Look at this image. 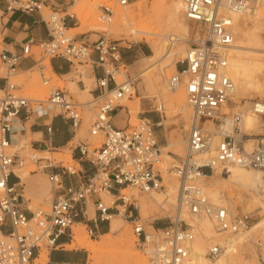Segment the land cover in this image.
Segmentation results:
<instances>
[{"label": "built area", "instance_id": "obj_1", "mask_svg": "<svg viewBox=\"0 0 264 264\" xmlns=\"http://www.w3.org/2000/svg\"><path fill=\"white\" fill-rule=\"evenodd\" d=\"M135 1L99 3L98 18L110 25L117 8ZM181 1L184 19L196 23L204 32L186 48L184 56L175 61V72L165 80L168 91L178 86L184 88L192 110L185 154L166 168L155 134V127L162 126L164 108L161 102L153 105V110L160 114L157 121L141 118L134 125L127 122L124 127L111 122L112 113L122 107L121 100L132 94L134 86L128 76L120 82L115 79L118 71L115 63L120 61V53L107 29L100 31L94 41L68 33V29L78 25V17L71 9L76 0H60V3L54 0H0V6L6 12L38 13L47 31L43 39L22 43L20 52L4 49L0 38V69L6 73L0 88V264H33L42 245L48 248L60 246V236L71 241L73 224L82 223L89 236H96L101 223L109 224L112 210L121 213L117 205L125 207L122 214L131 221L134 235L140 240L142 249L148 252V264L189 262L196 227L182 217L183 213L210 218L220 232L237 234L250 225L247 213L211 202L200 181L230 165L264 173V132L253 134L245 129L242 110H224L234 93V83L227 74V48L232 45L234 34L230 18L222 13L225 8L238 15L249 13L264 4V0ZM180 40L171 36L168 44L171 47ZM34 46L40 57H62L72 64L74 60L78 63L90 61L101 70L94 81L97 94L93 98L95 110L90 126L91 134H99L101 142L92 145L88 141H77L75 148L80 159L91 163L94 171L85 178L81 176L76 183H65L64 177L81 175L79 167L44 154L56 149L39 150L30 146L31 151L24 155L19 152L22 148L18 144L20 138L15 143L9 138L10 133L17 134L12 128L13 121H27L35 112L69 120L74 134L83 122L85 103L76 101L64 88L50 87L44 98L17 93L20 85L10 82L9 77L16 73L21 59L35 56ZM35 67L40 71L43 84H47L50 78L43 76L41 60L36 58ZM249 110L252 114L264 115V100L252 101ZM47 131H51L49 124ZM22 172L45 176L51 187V197L45 208L27 207L26 210L22 207L23 194L19 189L24 182ZM166 173L178 181L175 212L167 216L169 220L164 227L152 228L151 232L135 214L138 205L134 194L122 190L147 194L159 191L168 181ZM103 192L115 196L109 205L99 196ZM89 207L93 208L92 214ZM222 251L223 247L214 243L207 248L205 256L215 259ZM260 259L264 264V255Z\"/></svg>", "mask_w": 264, "mask_h": 264}, {"label": "rangeland", "instance_id": "obj_2", "mask_svg": "<svg viewBox=\"0 0 264 264\" xmlns=\"http://www.w3.org/2000/svg\"><path fill=\"white\" fill-rule=\"evenodd\" d=\"M105 1L106 0H83V1L76 0L75 4L72 6L71 9L75 11L78 17V25L74 26L77 27V29H68V33L72 35H76L79 39L94 41L99 35L100 31L106 28L107 32L109 33V36L112 39H114V42L117 44V48L119 49V51L121 52L127 51V53L129 51L128 44L133 42L146 43L148 47V51L145 55H136L135 57H133L131 61H126L123 57H121L120 61L115 63L118 66V69H125L127 76L133 80V86L136 90L135 96L138 97V106H139L137 112L128 114L126 111L127 109L126 106L121 101L122 107L119 108L120 116L123 118V124L121 127H124L127 124V122H129L131 125H134L141 118H148L151 121H157L160 118V114L153 110V105L157 102H161L164 108L163 114H161L163 116V123L162 126L155 127V134L159 142V145L161 146L162 144H165L168 141V138L173 134L178 137V139H175L170 143V144L174 143L175 146L171 148H170L171 145L164 146L163 152L166 151V153H168L172 157H166L164 154H161L162 164L165 165L166 168H169L178 157H181L185 154L186 143L183 142V140L186 139L187 129L191 120L192 110L190 107V113L186 115V117L174 111V105H169L167 98L168 96L174 94V92H176V89L174 91L169 92L165 87L164 81L175 72V69L173 67L174 60L172 59L177 60L179 58H182L184 56V52L186 48L191 43H195L196 40L202 36L204 32L203 28L197 26L196 23L191 21H186L185 19L184 20L186 21L190 29L187 34L181 33L176 28H174V26H172V22L170 19V5L173 0H136L131 5L126 6V8H128L127 11L129 13L128 24H130V26L129 25L127 26L128 29L124 26V24H122L119 21L120 20L119 14L124 10V7L117 8L113 18V22L110 25H105L98 18L99 11L97 7L99 3ZM79 4L80 6H78ZM80 7H82V10H80L81 9ZM260 9L263 10V15L257 18L255 15L252 14V11H249V14L253 17H248L246 13L242 15H238V17L240 19L241 24H243L249 31V35H250L249 42L251 43V46L262 49V50H258L257 52L261 53V57L264 61V4L257 6L254 10L258 12ZM81 14L85 16V17L83 16L85 18V19L83 18L84 20L81 19L82 21H84V23H81L80 20ZM237 23H239V20H237ZM113 25H117L119 28H122L123 32L113 31L112 30ZM141 28L144 31H139V29ZM133 29L135 30L132 31ZM146 29L148 31H146ZM154 31L156 32L154 33ZM195 32L197 33L195 34ZM252 32L255 35H253ZM169 33H176L177 35L187 40L181 39L176 44L170 47L168 44V39L167 38L165 39V36ZM254 38L256 39V41ZM156 41H160L162 45L164 44V46H162L163 49L162 53L167 52L168 47L173 48L170 50L172 52V55L168 61H163L159 59L155 63V64L158 63V65L153 70L147 72L144 76H139L138 72L150 66L151 64V61L148 60V58L153 57L152 47ZM33 50L35 52V58L41 60V63L44 64L45 68L43 70L44 73L43 76L50 78V81L47 84H43L42 76L40 75V71L38 70L37 67H34L24 73H15L14 75H11L9 77V80L10 82L19 84L20 89L17 91V93L27 97L44 98L47 95V92L50 89V87H61L68 90L76 101L85 103L84 106L82 107L83 108L82 125L77 130V133L72 139V141L65 147L52 150V153H47V152L44 153L46 155L49 154L52 155V157H55L57 160L62 159L64 162H68L74 165L75 167H79L78 164L74 160L72 161L71 159L72 147L76 145L77 141H88L92 145H99L101 142V136L99 134H91L90 132V126L94 117V110H95V102L93 101V98L90 95H88L86 92L78 93L77 91H75L74 84L68 82L71 79L77 80L80 77L86 78V74L91 67V63L90 61H86V62L83 61L82 63H78L76 60H74V64L72 66L73 69L72 73L58 78L51 71L49 65V59L47 57H40L39 50L37 47L34 46ZM181 50H183V52ZM132 52L134 53V51ZM171 65L173 66L171 67ZM75 68L77 69V72ZM5 74H6L5 70L0 69V75L4 76ZM149 74L158 75L159 78L158 87H154V85L148 83L150 76ZM125 78L126 77L122 78V76L118 74V71H116V75H115L116 80L121 79L122 81ZM87 86L89 87L90 84H88ZM182 90L184 91L183 87ZM0 95H2V92H0ZM135 96L134 93H132L130 96H126L127 103H134L136 101ZM233 98L232 101L228 104V106L225 107L224 109L225 111L232 112L235 110H242L245 113H252L249 110L251 106V102L255 100H264V93H258V92L256 93V91L254 90L244 93L243 100L244 101L247 100V102L246 101L242 102L240 98L238 99H233ZM167 111L169 115L167 114ZM180 115L184 118V120L181 124H178L177 118L180 117ZM256 116L258 119L256 124L257 126H255L252 129H248L253 134L264 132V115H256ZM185 125H187V127H185ZM209 125L211 124L209 123ZM242 125L245 128L244 121L242 122ZM19 145H21L22 147L19 149L20 153L27 155L31 151L29 140L26 139L25 141L24 138H22L19 141ZM23 173L24 175L27 174V172H22L21 175H23ZM213 173L219 174L218 172H213ZM37 175L40 174L37 173ZM166 177L167 179L169 178V180L171 179L173 182L175 181L178 186V181L175 177L171 176V174L168 173H166ZM42 180L49 186V183L44 177ZM42 180L39 181L38 185L41 184ZM200 185L205 188V191L208 194L207 197L211 202L216 204H225L228 207H230L233 211L239 213H247L250 216L251 221H250V225L246 229L250 228V226H252L254 222L264 218L263 205L262 206L255 205L253 202L250 201V197H251L250 189L236 186L233 184L228 185L225 188L218 187L216 191L217 198H212L210 196V191H209V189L212 188V186L210 185L208 178L206 177L202 178L200 181ZM168 188L169 187L167 181V183L165 184V188L156 192H159L162 194V196H164V194L169 191ZM122 192H128V193L132 192L134 194V197L136 198L135 202L138 205V209L135 212V214L139 215L144 228L148 231L153 232L152 228L164 227L169 220L167 216L172 215L175 212V196L177 190L174 193L172 192L170 193V196L174 197L171 203L164 202L161 205L154 204V207L150 212L149 209H147V212L141 211L139 207V201L141 199L147 202H149V200L152 199V195L150 193L149 194L138 193L137 191H129L128 189H124L122 190ZM25 193L27 194V196H30L28 195L27 192ZM260 194H261L260 200L263 202L264 201L263 194L262 193ZM49 197L50 196H48V198ZM114 198L115 196L109 197L110 199L109 201H113ZM37 200L38 198L35 197H33V199L32 198L29 199V201L32 202V207H34V209L37 207H42V208L46 207L43 201L40 200L37 201ZM102 200L104 201L103 198ZM115 203L117 204L118 202ZM117 208L120 209L121 213L118 214L117 211L112 210L113 216H115L120 222L121 230L128 229L126 230L127 233L131 234L128 235L132 236L133 240L135 238L134 248L135 250H137L138 253H140L139 255H141V257L144 258L146 260V263L148 264V252L142 249L140 240L134 235L131 221L129 219H126L122 214V210L125 207L121 205H117ZM89 212L92 214L93 208L89 207ZM132 213L134 214V211ZM194 226L196 227V233L197 234L200 233V229L198 228L197 224H194ZM75 227H79L80 230H82L81 231L82 233H86L93 243H98L101 240L100 234H103L102 232H98L96 236H89L85 229V225H83L82 223H79V225L73 224L72 232L74 231ZM108 227L109 224H107V227L105 228L104 231L105 233L108 232ZM245 230H243L242 232H245ZM263 230L264 227H258L257 229L251 231L250 234L246 236L244 241L242 243L234 245L231 251L235 253L237 257L242 258L243 260H246L248 262H251L252 264H257V262L261 264L260 256L264 255ZM228 236L229 237L233 236L234 238H237L239 235L228 232H219L217 235V239H218L217 241L222 240L224 237H228ZM107 239L117 240L118 236L117 234L114 235L111 234L106 238V240ZM214 243L217 242H209V244H214ZM113 244L116 245V242ZM63 247L67 249L65 246ZM208 247L209 245L207 246V248ZM40 250H46L48 254V247H46L45 245H42L40 247ZM72 250H76V252L82 257V261L80 264H94L92 259L90 258L88 259L89 252H87L84 248L78 247V248H73ZM54 257H58V254L55 253ZM217 259L218 257L215 259L208 258V260H210L211 262H215ZM34 261L33 264H36L35 259Z\"/></svg>", "mask_w": 264, "mask_h": 264}, {"label": "bare ground", "instance_id": "obj_3", "mask_svg": "<svg viewBox=\"0 0 264 264\" xmlns=\"http://www.w3.org/2000/svg\"><path fill=\"white\" fill-rule=\"evenodd\" d=\"M78 6H80V4ZM82 7H80L81 8L80 10H82ZM86 7H87V4H86ZM183 8H184V5L181 0H173L170 5V19L172 22V26H174V28H176L181 33L187 34L190 29H189L188 24L184 20V17H182ZM127 9L128 8L124 7V10L120 12L119 14V19H120L119 21L122 24H124L126 28L128 25L130 26V24H128L129 13ZM256 10L252 11V14L255 15L256 18L263 15V10L260 9L258 12H256ZM222 13L230 18L232 27H233V34H234L233 43L231 46L227 48V55H228L227 74L234 83V93H233L234 98L233 99L240 98L242 102H245V101L247 102V100L245 101L243 100L244 93L251 91V90L256 91V93L257 92L264 93V61L261 57V53L257 52L258 50H262V49L251 46V43L249 42V39H250L249 31L243 24H241L238 14L232 12L231 10L227 8L223 9ZM246 15L248 17H253L249 13H246ZM83 16L84 15L81 14L80 20L85 19L84 18L85 16L84 17ZM82 20H81V23H84V21ZM237 20H239V23H237ZM70 29H77V27H71ZM112 30L117 31V32L119 31L123 32V29L119 28L117 25H113ZM134 30L135 29H133L132 31ZM139 31H144V30H142L141 28L139 29ZM146 31L148 30L146 29ZM155 32L156 31H154V33ZM196 33L197 32H195V34ZM253 35L255 34L253 33ZM171 36H176L177 38L187 40L177 35L176 33L167 34L165 36V39L166 38L170 39ZM162 46H164V44L162 45L160 41H156L153 44V47H152L153 57L148 58V60L151 61V64L150 66L138 72L139 76H144L147 72L153 70L158 65V63L157 64L155 63L159 59L163 61L169 60V58L172 55V52L170 50L173 48L168 47L167 48L168 51L166 50L167 52L162 53V50H163ZM181 51L183 52V50ZM172 60H174L173 61L174 66L171 65V67L173 66L175 69L176 59H172ZM118 74L122 76V78L127 76L125 69H118ZM158 80H159L158 75H150L148 83L151 85H154V87H158ZM120 81L121 79L117 80V82H120ZM164 84H165V81H164ZM132 93H134V96H135V93H136L135 88L132 90ZM135 99L136 101L134 103H127L126 96L121 100L123 104L126 106L127 108L126 111L128 114L137 112V109L139 107L138 97H136ZM167 100H168L169 105H174V111H176V113H179L185 117L186 115L190 113V106L186 102L187 100L186 94L182 90V86H178L176 88V92L168 96ZM167 114H168V111H167ZM181 115L180 117L177 118L178 124H181L184 120V118ZM243 121H244L245 128L252 129L255 126H257L256 124H257L258 119L255 114L244 112ZM162 123H163V118H162ZM185 127H187V125H185ZM183 142H185V139L183 140ZM173 146H175L174 143H172L170 147H173ZM250 146H251V143L248 145V147L250 148ZM163 150H164V147L161 146V153L164 154L166 157H172L171 155L166 153V151L163 152ZM214 172H218L219 174L212 173V174L204 176L208 178V181L210 182V185L212 186V188L209 189L210 196L212 198H217L216 191L218 187L225 188L228 185L233 184L236 186L245 187L247 189H250L251 191L250 201L253 202L255 205H259V206L263 205L264 207V201L262 202L260 200L261 199L260 193L263 194V198H264V173L263 172L256 170V169H252L248 167H241L237 165H230L229 167L223 169L222 171H214ZM28 174H29L28 172L26 175H24V173L23 175H21L20 173L22 180H26ZM168 187H169L168 188L169 191L165 193L164 196H162L161 193L154 191L150 193L152 195V199L149 200V202L141 199L139 201L140 210L147 212V209H149V212H150L152 211L154 204L161 205L164 202L171 203L174 197H171L170 193L176 192L177 184L175 181L173 182L171 179L169 180L168 178ZM203 189L205 191L204 187ZM24 194L27 196L26 193ZM206 195L208 196L207 193ZM99 196L104 199L107 205L111 203V201H109L110 200L109 197H111L110 194L103 192V193H100ZM50 197L46 201H44L45 205L48 204ZM28 208L34 209L32 205H28ZM182 215L186 221L197 224L198 228L200 229V233L198 234L196 233L195 238L191 242V254H190L189 262L187 264H252L251 262H248L246 260H243L242 258L237 257L235 253H233L231 250L233 249L234 245L242 243L244 239L246 238V236H248L251 231L257 229L258 227H264V218L254 222L252 226H250V228L245 230V232L241 231L242 233L241 232L240 234L237 233L239 235L237 238H234L233 236L232 237L228 236V237H224L222 240L217 241L218 240L217 235L220 231L216 229L213 221L210 218L206 216H200L199 218L198 216L187 215L186 213H183ZM76 225H79V223ZM126 230L125 229L121 230L120 222L112 214L110 217V221H109L108 232L107 233L104 232L103 234H100L101 240L98 243H93L86 233H82L81 232L82 230H80L79 227H75L73 234H72L71 241H69L68 243H65L64 246L67 249H73V248H78V247L84 248L87 252H89L88 259L89 258L92 259L94 264H147L146 260L142 258L141 255H139L140 253H138L137 250H135L134 248L135 238L133 240L132 239L133 237L129 236L131 234L127 233ZM111 234L113 235L117 234L118 239L117 240H112V239L106 240V238ZM115 242H116V245L113 244ZM209 242H217L221 247H223V251L218 256V259L215 262H211L205 256L207 246L211 245L209 244ZM47 259H48L47 251L40 250L38 257L35 259L36 264H46ZM257 264L259 263L257 262Z\"/></svg>", "mask_w": 264, "mask_h": 264}, {"label": "crops", "instance_id": "obj_4", "mask_svg": "<svg viewBox=\"0 0 264 264\" xmlns=\"http://www.w3.org/2000/svg\"><path fill=\"white\" fill-rule=\"evenodd\" d=\"M55 3H60V0H54ZM69 26L72 24L69 23ZM47 31L44 23L40 20L38 13H26L21 11H9L3 10V6H0V38L1 44L4 49L11 52H20V45L29 39L39 40L45 38ZM129 51H119L120 58L123 57L126 61H131L136 55H145L148 51L146 43L133 42L128 44ZM134 51V53L132 52ZM94 57V54H93ZM36 58L27 57L21 59L16 73H24L35 67ZM49 65L51 71L59 78L72 73L73 64L67 59L62 57H53L49 59ZM45 68V67H44ZM77 72V71H76ZM101 73L98 66L91 63V67L86 74V78L80 77L79 79H71L68 83H73L75 91L78 93L86 92L92 98H95L97 94V89L95 88V77ZM5 76V75H4ZM0 75V88L4 85L5 77ZM90 84L88 87L87 85ZM111 122L117 126L121 127L123 124V118L120 116V111L117 109L111 115ZM51 126V131H47V125ZM12 128L17 131V134L10 133L9 138L11 142L22 138L26 141L29 140V145L35 149L46 150L50 148L58 149L67 146L74 136V130L69 120L61 118L59 115H44L42 116L38 112L33 113L27 121L15 120L12 123ZM178 139L174 134L168 138V141L161 146L171 145L170 143ZM171 148V147H170ZM72 158L74 161L78 162L79 169L81 170V175L73 176L72 178L64 177L65 183H76L79 178H85L91 175L94 171L93 166L85 159H80V154L75 146L72 147ZM34 173L32 175L28 174L26 180H23L22 187V207L27 210L28 205H32L29 201L33 197L38 198L40 201H46L48 196H51V187L42 180L45 176L41 173ZM46 179V178H45ZM41 184L38 185L39 181ZM27 192L26 196L24 193ZM32 196V197H31ZM41 198V199H39ZM37 200V201H38ZM106 223H101L98 228L99 232L104 233ZM69 239L66 236H60L58 239V245L56 247L48 248L47 263H68V264H80L82 257L76 252V250L65 249L63 246L68 243ZM40 252V249H38ZM57 253L58 257H54ZM39 253L35 255L37 258ZM35 258V259H36Z\"/></svg>", "mask_w": 264, "mask_h": 264}]
</instances>
